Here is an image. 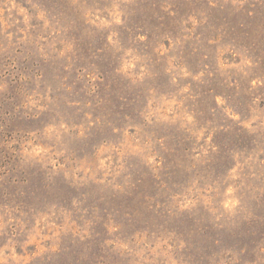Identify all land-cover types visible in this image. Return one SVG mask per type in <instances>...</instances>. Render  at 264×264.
<instances>
[{
  "label": "rangeland",
  "instance_id": "1",
  "mask_svg": "<svg viewBox=\"0 0 264 264\" xmlns=\"http://www.w3.org/2000/svg\"><path fill=\"white\" fill-rule=\"evenodd\" d=\"M0 264H264V0H0Z\"/></svg>",
  "mask_w": 264,
  "mask_h": 264
}]
</instances>
